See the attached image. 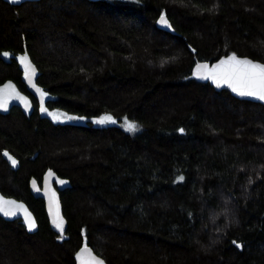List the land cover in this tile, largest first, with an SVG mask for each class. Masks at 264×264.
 Segmentation results:
<instances>
[{"label": "trees", "instance_id": "trees-1", "mask_svg": "<svg viewBox=\"0 0 264 264\" xmlns=\"http://www.w3.org/2000/svg\"><path fill=\"white\" fill-rule=\"evenodd\" d=\"M230 53L264 62V0H0V84L34 104L0 113V191L39 224L29 233L0 216V264H76L84 244L109 264H264V105L193 76ZM55 109L141 129L55 121ZM49 168L71 183L66 239L29 188Z\"/></svg>", "mask_w": 264, "mask_h": 264}, {"label": "water", "instance_id": "water-1", "mask_svg": "<svg viewBox=\"0 0 264 264\" xmlns=\"http://www.w3.org/2000/svg\"><path fill=\"white\" fill-rule=\"evenodd\" d=\"M3 1H5L9 4H12V5H20L23 2L37 1V0H3ZM90 1H97V0H90ZM162 15L167 18L170 26L163 25L159 22L160 17ZM162 15L158 19V23H159L160 28L167 31V32L175 33V29L173 28L168 17L165 14H162ZM233 54H235L236 57H238L239 59H242V60L246 59V60H250L254 63L264 64V62L259 61V60H254L248 56H240V55H237L236 53H230L228 55L220 57L219 59H217L216 61H214L212 63L198 62L193 68V76L200 82H208L216 90H228L233 96H235L238 99L249 100V101L261 103L264 105V100H260V99L255 98V97L240 96L236 92H233L232 89L228 85L217 86V84L212 79H210V78L209 79H202V78H199L197 76V66L198 65H207L208 69H211L214 65L219 64L221 60H226L228 57L232 56ZM27 58L31 62V64L34 66L35 72L37 75V66L34 64L32 59L30 58V56H27ZM21 66L24 69V66L22 63H21ZM200 72H201V75H207V71L204 69H201ZM36 75H35L32 83L29 82L28 78L25 75H24L23 80H24V82L28 88L29 93L31 95L35 96L36 98H38V100L40 101V104H41V93L39 91H37V89H41V88L37 83ZM33 83L35 84V87H33ZM0 90L3 91V98L7 101L6 107L0 108V113H7L13 107H19L26 116H30L33 113L34 104H33L31 96L29 94H27L26 92H24L23 90H21L14 80L8 79V80L4 81L3 83H1L0 84ZM19 97L26 98L28 107L25 106V100L20 99ZM44 105H45V97L43 99V107L45 108ZM3 157L8 162V164L10 165V167L13 170L19 169L20 161L15 155H13L8 150H3ZM13 159L16 161L15 165H13V163H12ZM60 181H64V183L62 184V183H60ZM70 186H71V183H70V180L68 178L60 176L56 171H54L51 168L47 169L46 172L43 174L41 183L35 177H31L29 180V188H30L31 194L36 198H42L45 202V210H46V214H47V217L49 220L50 228L55 233H57L58 235H61L60 231L57 229V227L55 226V224L53 222L54 221V214L57 211L56 205L50 203V196L53 192L55 193L56 200L58 201V213H59V216L62 217V219L64 221V232H63V238L62 239L68 238V235L66 234V231L68 228V220H67V218L63 212V205H62V200H61V191H64L65 189L69 188ZM0 198H2L4 200L15 201L18 204H23L25 206V208L27 209V212H29L31 214V216L34 218L35 223H36V228L33 230H29L27 224L25 223L24 215L22 212H18L16 216H6V215H4L3 212H0V216L2 218L6 219V220L21 219L22 223L24 224V226L26 227V229L29 233H35L38 231L39 224H38L37 218H36L34 212L29 207V205L24 200L18 199V198L13 197V196H7V195L3 194L1 191H0ZM82 249L90 250V252L84 251L80 256H78V254L82 252ZM75 261H76V264H98L99 261H103V264H109L102 256L97 254V252L91 246H89L87 244L82 245L77 250V252L75 254Z\"/></svg>", "mask_w": 264, "mask_h": 264}, {"label": "snow or ice", "instance_id": "snow-or-ice-1", "mask_svg": "<svg viewBox=\"0 0 264 264\" xmlns=\"http://www.w3.org/2000/svg\"><path fill=\"white\" fill-rule=\"evenodd\" d=\"M161 24L169 25V22L165 16L160 17ZM5 55H7L5 53ZM20 62L24 66L25 76L28 78L29 82L32 83L36 75L35 68L28 60L27 56H21ZM204 69L207 71V75H201L200 70ZM197 76L202 79H212L217 86L228 85L233 92H236L240 96L255 97L260 100H264V64L254 63L250 60L239 59L233 54L226 60H221L219 64L214 65L211 69H208L207 65L197 66ZM33 87L35 84L33 83ZM41 93V111H47L43 107V99L47 96V93L43 92L41 89H37ZM25 100V106L28 107L26 98L19 97ZM7 101L3 98V91L0 90V108H5ZM59 119V117H56ZM105 122H115L111 116L102 117L98 123ZM125 127L127 130L135 132L138 130V125L131 121H126ZM183 132V129L180 130ZM13 165L16 161L12 160ZM180 179H183L181 177ZM64 183V181H60ZM50 203L55 204L57 211L54 214V224L61 233V238H63L64 232V221L58 213V201L56 200L55 193L53 192L50 196ZM0 212H3L6 216H16L18 212H22L24 215L25 223L27 224L29 230L36 228V223L34 218L31 216L23 204H18L15 201L4 200L0 198ZM84 251H89L87 249H82V252L78 254L80 256ZM98 264H103V261H99Z\"/></svg>", "mask_w": 264, "mask_h": 264}, {"label": "rangeland", "instance_id": "rangeland-1", "mask_svg": "<svg viewBox=\"0 0 264 264\" xmlns=\"http://www.w3.org/2000/svg\"><path fill=\"white\" fill-rule=\"evenodd\" d=\"M49 116L53 119V120H55V121H62V122H73V123H79V122H88V121H91L89 118H86V117H80V116H77V115H74V114H72V113H69V112H66V111H63V110H58V109H55V110H52V111H49ZM59 117V119H57L56 117ZM103 116H99V118H94V120H92L91 122H92V124H94V125H101V124H104V123H98V121L102 118ZM115 122H114V124H117V125H119L120 127H122L123 129H125L126 131H128V132H130V133H132V134H136V133H138L139 131H140V129H141V126L137 123V122H135V121H133V120H131V119H129V118H127V117H122L121 119H113ZM126 121H131V122H134V123H136L137 125H138V130L137 131H135V132H132V131H129V130H127L126 129V127H125V123H126Z\"/></svg>", "mask_w": 264, "mask_h": 264}, {"label": "flooded vegetation", "instance_id": "flooded-vegetation-1", "mask_svg": "<svg viewBox=\"0 0 264 264\" xmlns=\"http://www.w3.org/2000/svg\"><path fill=\"white\" fill-rule=\"evenodd\" d=\"M12 109V108H11ZM3 114V113H2Z\"/></svg>", "mask_w": 264, "mask_h": 264}]
</instances>
